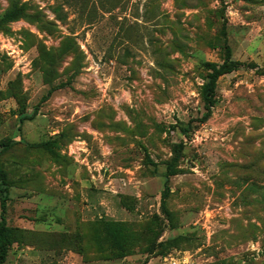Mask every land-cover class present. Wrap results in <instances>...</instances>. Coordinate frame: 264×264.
Returning <instances> with one entry per match:
<instances>
[{"label": "rangeland", "instance_id": "obj_1", "mask_svg": "<svg viewBox=\"0 0 264 264\" xmlns=\"http://www.w3.org/2000/svg\"><path fill=\"white\" fill-rule=\"evenodd\" d=\"M0 169L3 264H264V0H0Z\"/></svg>", "mask_w": 264, "mask_h": 264}, {"label": "trees", "instance_id": "obj_2", "mask_svg": "<svg viewBox=\"0 0 264 264\" xmlns=\"http://www.w3.org/2000/svg\"><path fill=\"white\" fill-rule=\"evenodd\" d=\"M227 57L222 64H206L209 70L206 83L203 87V99L207 114L210 113L211 108L216 103L217 82L219 78L225 74L231 73L242 65L241 62L232 60L230 58V48L227 46ZM0 264L6 260L8 250L12 242V229L7 224V208L9 201L7 176L3 170L0 169Z\"/></svg>", "mask_w": 264, "mask_h": 264}]
</instances>
